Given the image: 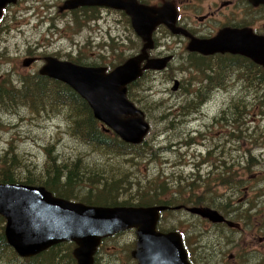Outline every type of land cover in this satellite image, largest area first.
Here are the masks:
<instances>
[{
	"label": "rangeland",
	"instance_id": "obj_1",
	"mask_svg": "<svg viewBox=\"0 0 264 264\" xmlns=\"http://www.w3.org/2000/svg\"><path fill=\"white\" fill-rule=\"evenodd\" d=\"M41 1L27 0L5 12L6 32L0 36V157L12 149L9 155L16 154L25 162L26 159L27 162H35L37 168L35 172L33 167V172L39 174V165L49 158L43 146L51 141L55 143L52 154L58 164L68 161L67 158L72 157L70 153L82 152L83 165H96L101 173H109L110 176H117L119 171L124 170L133 188L137 181L147 184L149 180L161 182L166 178L168 184L163 197H180L184 203H188L187 206L193 205L187 200L223 201L224 186L220 180L230 170L233 176L224 179L260 178V175H256L264 168V81L256 84L258 74L253 76L255 68L248 62L247 75L242 72V68L236 67L229 73V81L219 77L222 76L221 72L206 69L211 63L221 64L222 58H208L200 64L195 61V65H203L199 70L193 68L194 57L186 56L179 39L165 35L162 27H158L156 39L162 48L174 55L173 59L166 69L148 70L128 88L130 100L144 111L150 126L145 137L146 144L142 143L144 152L141 151L142 146L129 155L99 146L89 148L88 144L70 135L65 125L64 106L56 109L47 103L51 102L55 94L51 81L46 78L35 80L33 77L37 74L39 63L30 69L25 61L34 55L39 57L58 51L55 49L61 43L67 45L71 42L72 48L78 49L79 45L84 44L81 40L87 31H84L83 24L88 18L77 23L75 20L80 17L69 15L70 21L66 25L62 19L67 20V17L57 7L62 0H50L55 5L48 9L46 2L44 6L40 5ZM207 2L203 0L204 4ZM192 12L193 5L187 0L182 6L183 17H191ZM51 15L57 19L55 24L59 31L49 27ZM127 21L125 16L121 17L120 24L116 20L114 34L123 35L128 30L132 40L120 38L116 49L113 46L117 41L108 37L93 41V44L99 43L103 55L111 57L110 61L122 60L126 54L139 48L138 37ZM103 23L107 25L105 21ZM109 25L113 26L112 21L106 26L108 29ZM65 26L67 38L60 37L61 29ZM48 37L55 40L59 38L54 43L56 46L47 42ZM105 42L108 43L104 45ZM127 44L131 47L129 51L124 49ZM155 55L153 51L152 56ZM228 60L242 63L236 58ZM176 80L178 86L174 90ZM218 80L219 89L215 88ZM210 85L213 87L208 91ZM38 87L45 89L42 99L33 102L23 96V93L28 97L38 94ZM198 96H202L199 101ZM188 106H192L189 111ZM200 109L203 111L201 116ZM112 134L109 132V136ZM250 156L254 160L247 163ZM176 180L180 182L177 184ZM188 183H192L190 191H186ZM75 191L82 195L85 193L82 187ZM125 195H119L118 198L123 199ZM183 212L172 213L185 221L189 215ZM168 215H163L159 227H170ZM134 244L133 229L119 231L115 236L106 238L98 255L99 264H134L130 255ZM0 264L7 262L0 261Z\"/></svg>",
	"mask_w": 264,
	"mask_h": 264
},
{
	"label": "water",
	"instance_id": "obj_2",
	"mask_svg": "<svg viewBox=\"0 0 264 264\" xmlns=\"http://www.w3.org/2000/svg\"><path fill=\"white\" fill-rule=\"evenodd\" d=\"M15 0H0L1 9ZM262 2L264 0H251ZM78 5H105L123 9L130 18L136 35L143 41L141 53L125 60L109 72L103 67L85 66L71 61L47 57L39 70L41 75L59 80L77 92L91 108L104 130H112L125 142L137 144L150 126L144 112L126 95L127 85L143 75L144 70H162L170 57L149 58L151 33L165 23L173 33L175 8L170 2L154 7L136 0H71L65 9ZM190 50L203 53L228 51L248 56L264 65V38L249 34L246 29H223L211 40H194ZM145 63L140 67V63ZM175 82L173 89L177 87ZM165 206H97L71 201L53 195L44 186L21 183H0V215L5 219L6 242L20 257L34 256L60 242L72 241L76 264H93L94 254L102 238L134 228L136 264H189L180 236L156 229L159 211ZM212 221L222 219L214 209L189 208Z\"/></svg>",
	"mask_w": 264,
	"mask_h": 264
},
{
	"label": "flooded vegetation",
	"instance_id": "obj_3",
	"mask_svg": "<svg viewBox=\"0 0 264 264\" xmlns=\"http://www.w3.org/2000/svg\"><path fill=\"white\" fill-rule=\"evenodd\" d=\"M26 1L27 0H15L14 2L7 3L1 9L0 36L3 32H6L7 24L5 26L4 21L7 9L11 7L14 8L22 2L24 4ZM69 1L71 0H62V2L57 4L58 11L62 12L65 17H67V20L62 19L63 23H66V25L70 21L68 20L70 18L69 15L74 16L75 18L80 17V19L75 20L77 23H81L83 18H88V21H85L83 24L85 26L84 31H87L85 38L81 40L84 44L82 46L79 45L78 49L74 50L71 46V42L67 43V45H62L61 43L60 45H57L58 47L55 49H59L58 51H54L51 54L40 55L39 57L34 55L27 58L28 60L25 61V65L28 68L33 69L32 66L39 63V68H37V73H39V70L46 62V58L55 57L59 60L71 61L79 65L103 67L107 73L116 66L122 64L128 58L141 53L144 41L136 35L131 26L130 18L123 9H114L105 5H78L73 8L65 9L64 6ZM136 1L154 7H160L163 3L170 2L174 6L176 13L174 27L180 29L179 32L173 33L171 28L165 23L157 24L151 33L153 46L152 48L147 49L148 59L170 57L165 65L167 67L174 57V55L166 48L164 49L158 44L159 42L156 39V33L158 27H162L165 35L179 39V42L183 45L182 47L184 51L187 53L186 56L192 55L194 57V60L192 61L193 68L199 70L203 65H195V61H199L200 64L202 60L204 61L208 58H222V61H220L221 64L214 65L211 63L209 68L206 69L209 71L215 70L221 72L222 76L219 77L223 80L226 79L229 81V73L233 68H242V72L247 75L246 63L248 62L249 65L255 68L253 76L258 74V82L256 81V84L259 85L264 81V65L254 62L244 54L231 53L228 51L203 53L188 48L192 39L211 40L216 37L221 30L227 28L238 30L246 29L252 36L264 38V3L259 1L253 2L251 0H208V2L204 4L203 0H190L193 5L191 18L190 15L183 17L182 13V6L187 0ZM45 2L47 4V9L55 5L54 1L51 3L50 0L49 2L48 0H42L40 5L44 6ZM123 16L128 20L127 22H129L132 32L138 37L139 48L126 54L124 59H116L113 62L110 61V56L103 55L100 52L99 43L96 42L93 44V41H98V39L101 40L102 37H108L113 41H117L113 46V48L116 49L118 42L121 41L120 38L123 40H132L133 38L128 30L127 33H124L123 35H117V33L114 34L113 27H115V21L118 20L120 24L121 17ZM51 17L52 18L49 19V27L59 31L58 26L55 24L57 19L53 18L54 15H51ZM189 18L190 20H188ZM104 21L107 25L103 23ZM111 21L113 26L109 25L108 29L106 26H108ZM65 29L66 26L61 29L60 37L67 38ZM124 37H126V39H124ZM47 39L49 44L54 45L55 41L59 38H56L55 40L48 37ZM74 42L82 44L80 41ZM106 43L108 42L103 44L106 45ZM129 46L130 45L127 44L124 49L129 51L131 49ZM163 46L165 47L166 45L163 44ZM153 51L156 52L155 56H152ZM180 55L184 54L181 53ZM228 58L240 59L242 63L230 62ZM145 61V59L142 60L140 67L143 66ZM166 67L164 69H166ZM145 71L146 70H144V72ZM249 74L251 75V73ZM209 78L210 76L208 75V80ZM219 82L220 80H218L217 85L215 86L217 89L220 87ZM131 84L133 83L127 85V96L129 95L128 88ZM212 87L213 86L210 85L208 91L212 90ZM202 96H198V101ZM196 105L199 107V102H197ZM199 113L201 116L203 113L202 109H200ZM197 131L200 132L199 129H197ZM197 145H199V143ZM258 175H260V178H241L220 181L224 186V194L222 196L224 202L221 200L215 202H202L198 200L196 204L187 206L184 205L180 197H178L175 199L176 202L173 205L165 203V208L160 211L157 230L163 233L173 232L180 236L181 245L186 253V259L189 264H264V168L256 176ZM189 207H198L200 209L209 207L216 210L222 216V219L212 221L208 218L202 217L199 213L189 212ZM177 211H184L183 214H186L187 216L189 215V218L187 217L188 219L185 221L180 220L175 215ZM166 214H169L167 223L170 224V227L165 226L161 228L158 225L163 215ZM101 242L99 245H101ZM133 261L134 264H136V260L134 259Z\"/></svg>",
	"mask_w": 264,
	"mask_h": 264
},
{
	"label": "trees",
	"instance_id": "obj_4",
	"mask_svg": "<svg viewBox=\"0 0 264 264\" xmlns=\"http://www.w3.org/2000/svg\"><path fill=\"white\" fill-rule=\"evenodd\" d=\"M33 78L38 81L45 78L51 81V84L55 88V94L51 102L47 103H50L49 105L54 106L56 109L64 106L66 109L64 111L66 115V128L69 134L78 141L88 144L89 148L99 146L109 151L116 149L117 153L121 155H129L134 149L140 146H142V153L144 152L143 147L146 144L145 140L140 144H130L120 140L115 134L109 136L110 131H105L100 126L101 123L94 118L88 103L68 85L40 74H36ZM23 83H25V80ZM37 85L41 86L39 83H37ZM24 87L25 84H23V88ZM23 88H20V90ZM44 92L45 89L38 87V94L28 97L23 93V96L35 102L42 99V94ZM28 105L30 104L28 103ZM187 109L189 111L192 109V106H188ZM142 143H144V145ZM54 144L48 141L43 146V150L47 153L49 158L45 159L42 165L38 164L39 168L41 167L39 174L33 172V167L35 172L37 168L35 162H27L26 158L25 162L23 158L21 159L18 155L16 156V154L9 155L13 151L12 149L4 152V155L0 157V183L42 185L55 196L91 205L151 206L164 205L165 203L171 205L175 203V199L163 197L168 184L165 181L166 178L161 182L149 180L147 184H142L141 181H137L134 189L132 187L133 185L130 183L128 173L126 172L127 175H124V170L119 171L117 176H110L109 173H106V175L101 173L96 165L92 167L83 165L80 155L82 152L70 153L72 157L67 158L68 161L64 160V162L58 164L55 156L52 154ZM73 156H75V158H73ZM253 160L254 159L250 156V160H247V163H251ZM19 167L21 168L20 170ZM232 176L233 173L230 170L221 177L220 181H225V177L230 178ZM176 181L175 183L177 184L180 182V180ZM191 185L192 183L186 185V191H190ZM78 187H82L85 191L83 195L75 191ZM125 193L126 195L123 196V199L118 198L119 195L122 196ZM174 194H176V192ZM187 201L191 204H196L198 200ZM183 204L186 205L188 203L183 202ZM4 225L5 219L0 215L1 262L5 261L7 264H76L71 249V247L74 246L73 242H61L32 257H20L6 242ZM112 236H115V234ZM106 238H103L102 242L105 241ZM102 242L101 245L97 247L93 264H99L98 255L102 247Z\"/></svg>",
	"mask_w": 264,
	"mask_h": 264
}]
</instances>
